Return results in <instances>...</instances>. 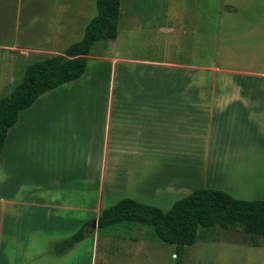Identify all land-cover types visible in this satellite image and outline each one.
Masks as SVG:
<instances>
[{
	"label": "rangeland",
	"instance_id": "rangeland-1",
	"mask_svg": "<svg viewBox=\"0 0 264 264\" xmlns=\"http://www.w3.org/2000/svg\"><path fill=\"white\" fill-rule=\"evenodd\" d=\"M72 1L0 0V97L21 79L26 65L53 55V50L42 47L46 34L40 28L43 21L51 19L49 13L63 9ZM77 2L83 3L86 10L91 8L95 15V0ZM30 6L38 13L34 24L28 27L24 11ZM109 42H96L90 56L100 46L107 49L108 55L116 53L159 62L160 79L171 75L174 79L169 80L170 84H177L176 77L189 74L186 86L189 88L264 89V0H120L117 35L115 41ZM28 46L41 50L24 54L18 49ZM93 62V58L89 60L87 74ZM105 81L102 74L96 104H103ZM118 81L114 83L115 90ZM121 83L125 85L122 80ZM84 93L87 92H71L70 85H65L55 95L60 104H70L66 100L72 96L78 97L72 103H95ZM49 99L45 104L55 102L54 96ZM243 99L252 104L245 107L234 104L226 108V113L216 116L211 126L204 127L207 129L204 146H196L200 140L191 139L190 153L198 147L199 154L200 150L206 152L207 163L191 158V167L184 162L175 167L170 162V152L160 154L153 170L157 168L161 174L172 167L184 169L183 184L175 186V190H164L168 186L165 182L172 179L159 175L158 185L132 186L109 194L102 208L127 197L167 211L175 201L198 188L224 190L239 199H264V95ZM34 105L38 107L42 101ZM31 111L25 114H33ZM24 116L19 117V123H23ZM6 179L2 176V180ZM0 196H6L5 187L1 186ZM55 196L62 202L75 193L60 191ZM1 212L0 209V233L3 228L4 235L14 233L33 240L35 246L44 245L51 264H175L177 261L174 245L157 240L151 227L133 222L104 230L92 229L90 223L84 230V238L73 246V253L60 256L54 246L66 238L56 236L59 224L54 219L55 212L50 221L44 217L45 209L37 206L16 208L14 215ZM84 221L80 216L78 230L85 225ZM36 227H47V244L32 235ZM0 239L6 247L7 239L4 236ZM180 260L181 264H264V238L251 237L241 229L199 228L194 244L184 249Z\"/></svg>",
	"mask_w": 264,
	"mask_h": 264
},
{
	"label": "crops",
	"instance_id": "crops-1",
	"mask_svg": "<svg viewBox=\"0 0 264 264\" xmlns=\"http://www.w3.org/2000/svg\"><path fill=\"white\" fill-rule=\"evenodd\" d=\"M72 2L46 14L51 19L43 21L40 28L46 34L42 47L53 50L51 56L79 41L93 17L91 8L86 10L83 3ZM37 13L31 6L24 11L25 26L34 24ZM18 49L24 54L41 50L32 46ZM90 54L80 78L43 93L36 100L42 101V105L32 107L35 101L18 113L0 153V188L5 187L6 192L5 197L0 196L1 211L14 215L16 208L28 205L45 209V219L50 221L54 215L59 224L56 236L62 238L78 231L80 216L86 226L96 221L104 209L103 201L111 193L132 186L158 185L159 175L172 179L171 184L165 182L168 186L164 190H175V186L183 184L184 169L172 167L159 174L153 166L157 167L160 154L170 152L169 159L175 167L180 162L191 167V158L207 163L206 152L200 150L199 154L198 147L190 153L191 139L200 140L196 146H204V127L211 126L216 116L226 113V108L234 104H252L243 98L264 95V89L189 88V74L182 72V76L175 78L177 84H170L174 77L160 79L159 62L116 53L108 55L107 49L100 46L95 55ZM92 58L94 62L87 74ZM102 74L107 87L103 104H96ZM65 85H70L71 92L86 91L84 94L95 103H72L78 98L74 96L66 100L70 104L57 103L59 97L55 94ZM53 96L55 102L45 104ZM30 110L33 114H25ZM22 114L23 123H19ZM2 176L7 179L2 180ZM60 191L75 196L60 202L55 196ZM2 231L3 228L0 237L4 236L8 244L4 247L0 239V264H51L44 245L40 248L39 243L35 246L26 236L4 235ZM47 231V227H36L32 235L45 244ZM72 249L59 255L73 253Z\"/></svg>",
	"mask_w": 264,
	"mask_h": 264
},
{
	"label": "trees",
	"instance_id": "trees-1",
	"mask_svg": "<svg viewBox=\"0 0 264 264\" xmlns=\"http://www.w3.org/2000/svg\"><path fill=\"white\" fill-rule=\"evenodd\" d=\"M96 13L87 23L81 39L61 54L25 66L21 79L0 97V153L18 113L29 108L40 95L80 78L87 56L98 41L109 42L117 35L120 0H95ZM123 222L151 227L160 242L175 246L177 261L185 248L194 244L199 228L241 229L251 237L264 238V200L237 199L225 191L198 188L175 201L167 211L131 198L119 199L100 211L96 229L104 230ZM86 224L72 236L54 246L62 254L80 242ZM253 246L255 243L252 242Z\"/></svg>",
	"mask_w": 264,
	"mask_h": 264
},
{
	"label": "water",
	"instance_id": "water-1",
	"mask_svg": "<svg viewBox=\"0 0 264 264\" xmlns=\"http://www.w3.org/2000/svg\"><path fill=\"white\" fill-rule=\"evenodd\" d=\"M91 227L92 228L96 227V221L95 220L91 223Z\"/></svg>",
	"mask_w": 264,
	"mask_h": 264
}]
</instances>
